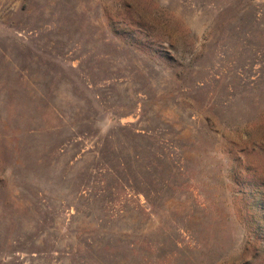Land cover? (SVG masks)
Returning a JSON list of instances; mask_svg holds the SVG:
<instances>
[{
    "label": "rangeland",
    "instance_id": "374dc122",
    "mask_svg": "<svg viewBox=\"0 0 264 264\" xmlns=\"http://www.w3.org/2000/svg\"><path fill=\"white\" fill-rule=\"evenodd\" d=\"M0 264H264V0H0Z\"/></svg>",
    "mask_w": 264,
    "mask_h": 264
}]
</instances>
